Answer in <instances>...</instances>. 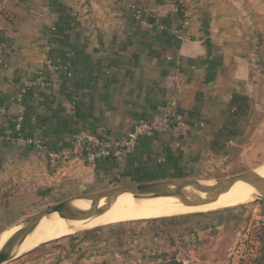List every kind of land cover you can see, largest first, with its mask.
I'll use <instances>...</instances> for the list:
<instances>
[{"label": "crops", "instance_id": "1", "mask_svg": "<svg viewBox=\"0 0 264 264\" xmlns=\"http://www.w3.org/2000/svg\"><path fill=\"white\" fill-rule=\"evenodd\" d=\"M172 95L168 126L120 158L50 157L81 131L126 136ZM262 163V0H0V234L43 201ZM227 212L93 229L6 264H234Z\"/></svg>", "mask_w": 264, "mask_h": 264}, {"label": "bare ground", "instance_id": "2", "mask_svg": "<svg viewBox=\"0 0 264 264\" xmlns=\"http://www.w3.org/2000/svg\"><path fill=\"white\" fill-rule=\"evenodd\" d=\"M264 178V166L256 172ZM246 178L234 180V186L222 194L214 203L204 206H194V202L204 201L206 198L190 190L167 196L151 197L148 199H135L130 194H123L111 202L110 208L103 214L95 217H87L69 210L66 213L52 214L44 217L32 233L27 224H18L0 234V250L10 243L18 241L13 249L15 255L24 253L27 248L35 246L39 241L42 243L84 230H90L97 226L142 219L166 218L187 214L189 212H206L236 205L241 202L253 200L257 191L245 183ZM264 195H260L262 198ZM106 204L101 200L99 207ZM90 203L77 200L72 207L77 210H88ZM41 244V243H40Z\"/></svg>", "mask_w": 264, "mask_h": 264}, {"label": "water", "instance_id": "3", "mask_svg": "<svg viewBox=\"0 0 264 264\" xmlns=\"http://www.w3.org/2000/svg\"><path fill=\"white\" fill-rule=\"evenodd\" d=\"M256 172L257 171H251L232 176L230 178L217 180L215 183L210 185L203 184L198 180H165L152 183L120 186L113 189L100 191L85 196L73 197L71 199L62 201L25 220L24 224H27L29 226L28 233H32L44 217H48L55 213L59 215L60 213H66L71 210L87 217L99 216L110 208L111 202L115 201L123 194H130L135 199H148L151 197H167L183 192L185 190H190L199 195H203L206 198V200L204 201L194 202V206L209 205L216 202L222 194L227 193L234 186V180L240 177L246 178L245 183L253 187L257 191V196L259 197L262 194L264 195V178L260 177ZM77 200L89 202L90 206L88 210L82 211L74 209L72 207V203ZM101 200H105L106 202L103 207H99V203ZM24 238H21L18 241L21 242ZM18 241L10 243L0 250V264L13 261L21 256H17L13 253V249L15 248L17 243H19ZM167 264L182 263L177 260H170L169 262H167Z\"/></svg>", "mask_w": 264, "mask_h": 264}, {"label": "rangeland", "instance_id": "4", "mask_svg": "<svg viewBox=\"0 0 264 264\" xmlns=\"http://www.w3.org/2000/svg\"><path fill=\"white\" fill-rule=\"evenodd\" d=\"M262 2L264 3V0H262ZM263 166H264V163L259 164L258 166H255L253 169H251L248 172L258 171ZM207 174H208L207 177H200V178L196 177V178L177 179V180H198L203 184L210 185V184L215 183L217 180L232 177V175H230L228 173H220V172H216L215 176H214V174H212V172L211 173L208 172ZM120 186H122V184L110 185L101 191L113 189V188L120 187ZM230 191H233V190H230ZM98 192H100V191H98ZM89 194H93V193H89ZM89 194H83V195H79V196H85V195H89ZM79 196H74V197H79ZM71 198H73V197H70L68 199H71ZM68 199H65V200H68ZM65 200H60L58 202L51 201L49 203H46L45 201H43L38 206H36L33 210H31L29 212V214H27V215L24 214V217L22 219H19L15 225H18L21 223L24 224V221L29 219L30 217H32V216L36 215L37 213L45 210L46 208H49V207H51L57 203L65 201ZM224 211H228L227 216L229 219L241 221L240 230L237 233V235H238L237 241L234 244V246L232 247V251H231L232 255L230 257V261L234 262V264H250L251 258L249 256L250 254H248L247 246L251 242L250 244L255 245L254 249H257L259 252V248H260L259 246L260 245L256 244V242L254 240L256 239L255 236H258V233L259 234L261 233V231H262L261 225L264 224V197L259 198L258 196H256L253 200H250V201H247L244 203L241 202V203H238V204L233 205V206H229V207H225V208H221V209H217V210L206 211V212H196V213L195 212H189L187 214L177 215V217H179V216L180 217L181 216H204V215L218 213V212L220 213V212H224ZM172 217H176V216H172ZM172 217H166V218H172ZM157 219L158 218L142 219V220H134V221L133 220L132 221H124V222H118V223H112V224L97 226V227L92 228L90 230L101 229V228H105L108 226H115V225L126 226L127 224H133L136 222H143V221H150V220H157ZM15 225L8 227L6 230L14 227ZM87 231H89V230H84V231H80V232H76V233L66 234L64 236L55 238L53 240H50V241H47L44 243L39 241L35 246L27 248L24 251V254L22 253L20 255L21 256L25 255V254H27L33 250H36L38 248L39 249L42 247L44 248L45 246H47L50 243L57 242L58 240H63L64 238H68V237L73 236V235L82 234V233L87 232ZM40 243H42V244H40ZM27 251H29V252H27ZM253 251L254 250L252 249L251 254ZM246 255H248L249 257ZM258 256H260V252H259ZM183 261H185V259L181 258L179 262L183 263ZM4 264H6V263H4Z\"/></svg>", "mask_w": 264, "mask_h": 264}, {"label": "built area", "instance_id": "5", "mask_svg": "<svg viewBox=\"0 0 264 264\" xmlns=\"http://www.w3.org/2000/svg\"><path fill=\"white\" fill-rule=\"evenodd\" d=\"M140 11H135V19L140 18ZM43 82L39 78L38 82ZM16 101L21 103V94L16 96ZM177 107L175 96L170 99L158 115L155 121L140 120L133 130L124 137H110L96 133L81 131L73 135L70 144L60 152L51 153L50 157L57 161L70 162L72 164H94L100 159L120 158L122 154L132 151L138 140L143 136L162 131L174 117ZM23 111V109H21ZM22 111L14 121V129L19 132L23 122Z\"/></svg>", "mask_w": 264, "mask_h": 264}, {"label": "trees", "instance_id": "6", "mask_svg": "<svg viewBox=\"0 0 264 264\" xmlns=\"http://www.w3.org/2000/svg\"><path fill=\"white\" fill-rule=\"evenodd\" d=\"M261 229H262L261 233L260 234L258 233V236H255L256 239L254 240L256 244L260 245L259 246L260 256H258L259 255L258 250L254 249L255 245L250 244L251 243L250 242L247 246L248 248L247 251H248V254H250L249 256L251 258L250 264H264V224L261 225ZM252 249L254 251L251 254Z\"/></svg>", "mask_w": 264, "mask_h": 264}]
</instances>
